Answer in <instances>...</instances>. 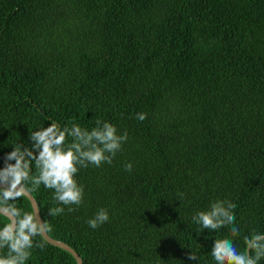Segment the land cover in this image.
Wrapping results in <instances>:
<instances>
[{
	"label": "trees",
	"instance_id": "1",
	"mask_svg": "<svg viewBox=\"0 0 264 264\" xmlns=\"http://www.w3.org/2000/svg\"><path fill=\"white\" fill-rule=\"evenodd\" d=\"M97 118L128 140L111 164L79 168L75 211L50 216L53 190L30 193L49 237L82 264H214L223 238L244 251L264 235V0H0V167L51 121ZM215 200L236 205L239 236L192 222ZM40 241L25 264H76Z\"/></svg>",
	"mask_w": 264,
	"mask_h": 264
},
{
	"label": "clouds",
	"instance_id": "2",
	"mask_svg": "<svg viewBox=\"0 0 264 264\" xmlns=\"http://www.w3.org/2000/svg\"><path fill=\"white\" fill-rule=\"evenodd\" d=\"M136 119L143 121L146 114L138 113ZM95 125L87 130L73 122L71 127L61 128L51 121L47 127L29 133L30 146L17 143L5 155L4 166L0 167V215L10 217V222L0 226V249H7L6 254L0 255V264H25L32 255L33 247H45L42 241L34 243V238L51 231L35 209L23 211L15 205V201L43 185L53 190L52 200L56 206L48 208L50 216L63 215L65 207L69 213L75 211L84 196V186L75 179L79 168L111 164L128 140L126 132L118 134L116 126L108 121L97 118ZM68 137H71V142L66 144ZM132 167L130 162L124 165L129 172ZM235 208L231 201L215 200L207 209L192 215L191 220L201 230L209 232L231 226V236L237 237L240 228L234 224ZM108 220L107 209L100 208L86 223L95 230ZM244 244L245 250L238 251L232 239L214 240L211 248L214 264H258L264 259V235L254 231L244 238ZM188 258L196 260L192 253Z\"/></svg>",
	"mask_w": 264,
	"mask_h": 264
},
{
	"label": "water",
	"instance_id": "3",
	"mask_svg": "<svg viewBox=\"0 0 264 264\" xmlns=\"http://www.w3.org/2000/svg\"><path fill=\"white\" fill-rule=\"evenodd\" d=\"M26 199L28 200L29 204H30V207H31V211L33 209H35L37 211V215L38 217L40 218L39 216V213H38V209H37V205H36V202L34 200V198L29 194L28 196H25ZM6 216V215H4ZM10 222V217L6 216ZM46 242H48L49 244L53 245V246H56L60 249H63L65 250L66 252H68L74 259L75 263L76 264H82V261L79 257V255L69 246L67 245L66 243L62 242V241H59V240H55L51 237H49L47 235V233L44 235V236H41Z\"/></svg>",
	"mask_w": 264,
	"mask_h": 264
}]
</instances>
